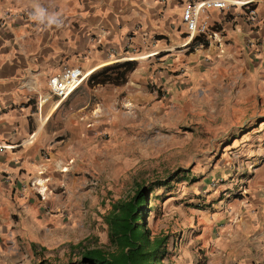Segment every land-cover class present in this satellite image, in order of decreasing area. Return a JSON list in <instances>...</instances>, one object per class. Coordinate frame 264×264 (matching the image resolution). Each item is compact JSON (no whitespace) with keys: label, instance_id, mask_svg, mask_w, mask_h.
I'll return each mask as SVG.
<instances>
[{"label":"crops","instance_id":"0c3cea01","mask_svg":"<svg viewBox=\"0 0 264 264\" xmlns=\"http://www.w3.org/2000/svg\"><path fill=\"white\" fill-rule=\"evenodd\" d=\"M185 1L0 0V264H33L46 249L71 240L73 228L63 234L62 225L80 221L84 175L92 166L73 150V123L91 119L95 91L113 90L114 98L122 93L137 104L156 99L158 90H149L155 84L166 90L171 110L249 114L233 126V147L264 155V0L210 8L212 37L189 34ZM250 7L258 22L249 20ZM124 60L138 63L126 83L87 84L93 72ZM66 66H80L87 78L70 96L44 101L49 76ZM241 122L250 126L240 132ZM213 138L222 143L224 137ZM253 166L249 189L264 184V175L257 179L264 162ZM36 178L48 186L44 197L32 185ZM241 212L216 261L264 264V198H252Z\"/></svg>","mask_w":264,"mask_h":264},{"label":"rangeland","instance_id":"374dc122","mask_svg":"<svg viewBox=\"0 0 264 264\" xmlns=\"http://www.w3.org/2000/svg\"><path fill=\"white\" fill-rule=\"evenodd\" d=\"M153 86L149 90H158L156 99L137 104L124 101L122 93L114 98L113 90L95 91L91 119L73 123V150L92 164L76 212L80 221L63 222V234L73 228L71 240L46 249L36 261L42 255L67 260L69 244L87 237L92 244H109L106 215L112 203L144 186L149 188L148 228L153 235L168 236L159 264H221L216 256L222 253L221 243L237 231L243 206L264 198V184L249 189L256 179L253 164L264 162V155L233 147V126L249 114L224 116L213 111L219 108L171 110L166 90ZM77 114L79 109L73 110ZM241 124L240 132L250 126ZM221 135L222 143L213 138ZM260 174L261 180L264 171Z\"/></svg>","mask_w":264,"mask_h":264},{"label":"trees","instance_id":"16d2710c","mask_svg":"<svg viewBox=\"0 0 264 264\" xmlns=\"http://www.w3.org/2000/svg\"><path fill=\"white\" fill-rule=\"evenodd\" d=\"M197 39L198 35L193 38L192 43ZM137 64L136 60L114 62L90 74L86 82L90 87L105 83L124 84ZM148 193L149 188L138 186L129 198L112 203V208L106 215L110 227L109 244H92L91 238L87 237L69 244L67 260L42 255L33 264H159L161 257L167 252L168 236L162 233L153 235L148 228L145 217L150 207Z\"/></svg>","mask_w":264,"mask_h":264},{"label":"built area","instance_id":"2783aa9c","mask_svg":"<svg viewBox=\"0 0 264 264\" xmlns=\"http://www.w3.org/2000/svg\"><path fill=\"white\" fill-rule=\"evenodd\" d=\"M249 2L243 0H186L182 13V20L188 28L190 35L206 34L209 37L215 35L210 29L207 11L210 8L225 9L232 5H244ZM249 20L252 23L260 20L256 9L250 7L248 10ZM88 76V72L84 71L80 66H66L61 71L49 76L48 85L49 93L43 96L44 101L56 97L64 99L68 97L73 90L78 87ZM72 160L70 159L68 163ZM69 164L62 167V170H68ZM40 178L32 180V185L36 186L37 191L44 197L48 186H43L39 182Z\"/></svg>","mask_w":264,"mask_h":264},{"label":"clouds","instance_id":"9594fccd","mask_svg":"<svg viewBox=\"0 0 264 264\" xmlns=\"http://www.w3.org/2000/svg\"><path fill=\"white\" fill-rule=\"evenodd\" d=\"M37 18H38V19H42L43 17H42V15H41V16H38ZM48 22H49V23H56V22H57V18H56V17H49V18H48Z\"/></svg>","mask_w":264,"mask_h":264},{"label":"bare ground","instance_id":"6f19581e","mask_svg":"<svg viewBox=\"0 0 264 264\" xmlns=\"http://www.w3.org/2000/svg\"><path fill=\"white\" fill-rule=\"evenodd\" d=\"M39 182H40V179H39ZM41 183V182H40Z\"/></svg>","mask_w":264,"mask_h":264}]
</instances>
